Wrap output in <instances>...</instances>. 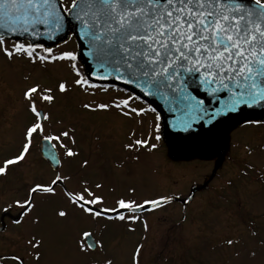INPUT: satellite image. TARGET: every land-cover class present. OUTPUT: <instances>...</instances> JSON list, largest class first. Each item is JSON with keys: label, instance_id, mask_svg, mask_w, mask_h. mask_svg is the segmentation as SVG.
Returning <instances> with one entry per match:
<instances>
[{"label": "snow or ice", "instance_id": "obj_1", "mask_svg": "<svg viewBox=\"0 0 264 264\" xmlns=\"http://www.w3.org/2000/svg\"><path fill=\"white\" fill-rule=\"evenodd\" d=\"M66 20L74 23L82 40L88 41V55L96 68L91 76L82 74L77 67V54L73 51L53 53L51 48L28 40H17L11 46L6 43L9 37L38 39L41 35H48L51 38L54 33L64 29ZM41 28L45 31L41 32ZM0 29L4 32L0 35V55L9 63L19 58L41 67L67 62L73 78L70 81L61 79L56 83L55 92L60 94L79 89L88 96H96L97 92L107 93L109 88L91 83V79L117 80L133 85L144 97L159 96L166 101L183 103L192 121L209 114L205 101L188 91L192 85L220 104L211 113L212 117L236 112L241 107L264 105L262 0H68L67 3L62 0H0ZM221 94L225 95L222 97ZM22 96L26 102L25 109L32 119L22 131L17 152L0 160V177L7 178L14 168L26 163L34 138L40 139L41 155L55 166L53 171L56 175L47 182L29 184L23 198L14 199L8 204L5 212L13 207L21 210L12 220L14 225L24 223L25 217L32 224H39V217L30 215L37 207V198L50 200L58 194L57 188L61 189V194L73 211L79 210L81 215L94 223L101 220L124 221L128 225V232L135 231L131 225L141 220L145 211L155 212L172 203L174 197L165 194L142 202L131 197H120L112 207H105V197L93 190L102 189L103 184L97 182L93 186L87 180L79 182V190L70 191L65 181H71L72 177L60 172L63 164L57 145L63 149V158L79 156L78 151L64 143L67 139L72 145L76 144L74 129L46 131L44 122L49 121V114L37 106L38 103L52 105L56 99L54 89L34 83L23 91ZM138 100L140 97L127 94L104 102L84 101L80 108L85 114H112L114 110L116 115L128 119L154 111L133 106ZM186 127H190V123L186 122ZM154 138L159 141L161 137L156 135ZM128 141L123 149L132 153L131 159L136 162L141 159V150L151 153L158 147L149 139L136 138L135 131L129 133ZM259 150L264 151V145H260ZM245 151L252 155L254 150L246 146ZM87 165L88 161L84 160L80 166L84 168ZM252 167L246 164L242 175H248L247 170ZM134 192L135 188L129 189V193ZM188 202L186 199L185 204ZM55 215L64 223L70 213L67 208H59ZM142 223L147 233L148 224L146 221ZM3 230L0 229V232ZM250 235L256 237L257 232L250 230ZM146 240L144 236L135 243L128 264H142ZM21 242L23 255L0 254V264H25L26 258H30L31 264H39L44 238L31 234L22 238ZM259 243L264 245V240ZM223 244L234 248L241 244V240L227 238ZM77 254L90 258L86 264H113L112 258L105 254L103 241L95 239L91 230L81 232ZM93 254L96 256L93 257ZM234 254L237 257L241 255L239 251ZM247 256L254 260L257 250H249Z\"/></svg>", "mask_w": 264, "mask_h": 264}, {"label": "rangeland", "instance_id": "obj_2", "mask_svg": "<svg viewBox=\"0 0 264 264\" xmlns=\"http://www.w3.org/2000/svg\"><path fill=\"white\" fill-rule=\"evenodd\" d=\"M13 42L6 41L8 46ZM50 48L53 53L65 50L76 53V41L70 35L66 41ZM66 65L67 62H56L41 67L30 64L24 58L9 63L0 55V160L17 152L22 131L32 119L25 109L22 93L32 84L39 83L42 87H52L56 95L52 105H37L49 114V121L44 122L46 131L74 129L76 144L72 145L67 139L64 143L71 145L80 155L65 158L66 164L60 169L61 174L72 177L71 181H65L70 191L79 190L81 180H87L93 186L100 182L102 189L93 190L105 197V207H112L120 197H131L137 202L165 194L185 199L192 185L202 184L203 178L214 171L215 158L202 159L196 154L188 156L185 154L189 146L177 148L169 146L162 138L155 140L154 137L160 136V133L152 114L144 113L140 127H134L135 118L120 117L115 115L114 110L112 114H85L80 108L85 95L79 89L67 94L55 92L59 80L70 81L73 78L71 69ZM26 76L27 80L24 79ZM105 97L98 99L96 95L97 101L101 102L115 96L109 89ZM131 131H135L136 138H146L158 145L151 153L141 150L139 162L133 161L132 153L123 149V145L129 142ZM39 141V138L33 139L32 156L24 165L28 180L33 182L48 181L56 174L44 163L37 161L35 164L33 156ZM260 145H264V121L244 123L229 130L219 154L230 155L225 156L222 168L217 170V179L205 187L206 191L198 195L195 193L194 199L187 205L173 201L155 212L145 211L141 220L131 225L135 228L134 232L127 231L128 225L124 221L101 220L94 223L81 215L79 210L73 211L60 191L50 200L37 198L38 207L30 215H39L40 222L39 225L31 224V232L44 238L42 256L50 257L41 259L39 264H86L90 258L77 254V241L81 232L86 230H91L95 239L103 241L105 254L112 258L113 264H128L133 246L144 236L147 240L142 250V264H264V245L259 243L264 240V151L259 150ZM246 146L254 150L252 155L247 154ZM172 152L180 156L179 162L170 163L168 156ZM84 160L88 161V165L82 168L80 165ZM246 164L253 167L247 170L248 175L245 176L242 171ZM15 170L7 178L0 177V183L5 187L11 186ZM130 188H135V192L129 193ZM59 208L69 210L70 216L64 223L55 215ZM225 211L238 214V223L231 222L233 218L228 215L230 220L221 217ZM245 213H252L251 217L241 221L240 216ZM142 221L148 224L147 233ZM250 230H255L257 236L252 237ZM238 237L240 245L234 248L223 245L225 239ZM170 240H174L175 250ZM189 246L194 248L185 251ZM253 248L257 250V257L251 260L247 253ZM236 251L241 253L239 257L235 256Z\"/></svg>", "mask_w": 264, "mask_h": 264}, {"label": "water", "instance_id": "obj_3", "mask_svg": "<svg viewBox=\"0 0 264 264\" xmlns=\"http://www.w3.org/2000/svg\"><path fill=\"white\" fill-rule=\"evenodd\" d=\"M73 25V35L78 45V57L84 68L85 74L91 76L96 72L94 62L88 55L89 47L88 41L82 40L78 34V28L74 23L65 21V27L59 33H54L51 38L48 35H41L38 39L31 37H9V38H27L31 43L43 44L45 46H53L66 38L69 25ZM41 32L45 29L41 28ZM3 29H0V35H3ZM90 82L111 85L122 88L131 94L140 97L141 100L154 108L161 116L162 133L166 142L175 144L176 147H184L189 145L191 151H198L204 156H208L212 151L222 146L224 141V134L226 131L248 121L261 120L264 118V105H255L251 108L241 107L236 112H227L220 116L212 117L220 104L215 99H210L201 89L192 85L188 91L197 99L205 101V107L208 109V115H203L201 118L194 121L189 119V114L183 103H173L171 100H164L159 96L144 97L143 94L133 85H126L117 80L99 81L91 79ZM222 97L225 94H221ZM186 122L190 123V127H186ZM43 147H47L44 145ZM42 151V150H41ZM51 166L46 156H42ZM194 191V189H193ZM174 200V199H173ZM185 204V200L182 201ZM87 242V241H86Z\"/></svg>", "mask_w": 264, "mask_h": 264}, {"label": "flooded vegetation", "instance_id": "obj_4", "mask_svg": "<svg viewBox=\"0 0 264 264\" xmlns=\"http://www.w3.org/2000/svg\"><path fill=\"white\" fill-rule=\"evenodd\" d=\"M11 41H15V40H11ZM111 92L114 93L115 97L118 96V95H121L122 97H125L128 94L127 92H124V91H113L112 90ZM105 94H107V93L97 92V95L99 97L98 99H101V98L105 99L106 98ZM84 95H85L84 99H83L84 101L98 100V99H96V96H88V95L86 96V94H84ZM133 106L138 107V108L151 109L148 106H145L141 100L136 101ZM146 112L148 114H152V115L154 114V111H146ZM144 113L140 117H134L135 118V121H134L135 122V126L134 127H140V124H141V126L143 125L142 124L143 123L142 120L144 118ZM115 126H116V131H118V129L120 128L119 125H118V122L115 124ZM53 143H55V142L53 141ZM37 146L38 147L34 151V156H33V158L35 159V164H37L36 162L39 161L40 163L46 164V166L48 168H50L49 165L44 160H42V158L40 157V149H39L40 145L38 144ZM69 146H71V145H69ZM57 151L61 155L62 164L63 165L66 164L65 158L62 157L63 149H59L58 145H57ZM31 156L32 155H29L27 157V159H29ZM39 159L42 160V161H40ZM25 164L27 165V161H26ZM24 165L22 166V168L21 167L16 168V170L13 172L12 181H14V183L11 186L5 187L4 185H2L3 183H0V229H4L2 232H0V254L20 253L21 255H23V244L21 242L22 238L27 237V236L32 234V232H31V224L32 223L28 221V217L24 218L25 222L22 223L21 225H14L12 223L13 218L17 217L19 212L21 211L20 209L13 207V208L8 209L7 212L4 211V209L7 208L8 204L11 203L14 199L23 198L25 196V188L29 184L33 183V181H34V180H32V181L28 180V178H27V169L24 167ZM20 168L23 169V170H21ZM55 175H53V177ZM39 176H40V173H39ZM36 178H37V175H36ZM212 178H213V176H212V174H210L209 178L206 179V181H209L210 179L212 180ZM35 182H44V180L35 181ZM45 182H47V181H45ZM185 186H184V188H185ZM192 187H196V190L194 192H192V194L190 195L191 196L190 201L192 199H194L195 193L198 194V193H202V192L205 191L204 188H200L201 186H199V185L198 186L193 185V186L190 187V189ZM57 191L61 192V189L57 188ZM37 207H38V201H37ZM37 207L34 208L33 211L36 210ZM228 213L229 212L225 211V213L221 217H226L228 220H230L229 217H231V218H233V219H231V222H233V223L237 222L238 223V221H239L238 214L232 215L231 213L230 214H228ZM227 215L229 217H227ZM37 216L39 217V215H36V217ZM240 219H241V221L249 220V213H245L244 216H240ZM36 225H39V224H36ZM236 236H238V235H236ZM169 243L172 244V246H173V248L175 250L174 240L173 241L170 240ZM192 248H194V247H190L189 246V247H187L184 250L185 251H189ZM42 250H43V248L41 249V251ZM49 258L50 257H48V256H42V259H45V260H47ZM25 264H31L30 258H26L25 259Z\"/></svg>", "mask_w": 264, "mask_h": 264}, {"label": "trees", "instance_id": "obj_5", "mask_svg": "<svg viewBox=\"0 0 264 264\" xmlns=\"http://www.w3.org/2000/svg\"><path fill=\"white\" fill-rule=\"evenodd\" d=\"M175 155V154H174ZM186 155H188V156H190L191 155V153H187ZM197 155V154H196ZM198 156H201L200 154H198ZM175 158H176V160H178V158H180L179 156H174ZM173 156H172V154H171V156H168V158H169V160H172V159H175ZM201 157H203V156H201ZM229 156H227V158H228ZM225 159V158H224ZM188 161V160H187ZM217 162L219 163V157L217 158Z\"/></svg>", "mask_w": 264, "mask_h": 264}]
</instances>
